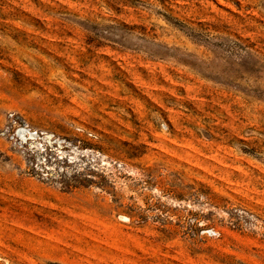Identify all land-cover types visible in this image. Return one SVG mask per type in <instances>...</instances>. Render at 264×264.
<instances>
[{
  "label": "rangeland",
  "instance_id": "rangeland-1",
  "mask_svg": "<svg viewBox=\"0 0 264 264\" xmlns=\"http://www.w3.org/2000/svg\"><path fill=\"white\" fill-rule=\"evenodd\" d=\"M0 264H264V0H0Z\"/></svg>",
  "mask_w": 264,
  "mask_h": 264
}]
</instances>
